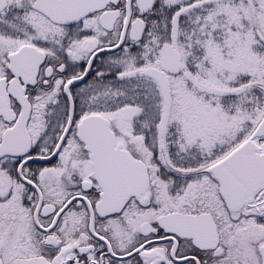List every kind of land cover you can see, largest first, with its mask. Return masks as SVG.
<instances>
[{"label": "snow or ice", "instance_id": "1", "mask_svg": "<svg viewBox=\"0 0 264 264\" xmlns=\"http://www.w3.org/2000/svg\"><path fill=\"white\" fill-rule=\"evenodd\" d=\"M0 264H264V0H0Z\"/></svg>", "mask_w": 264, "mask_h": 264}]
</instances>
